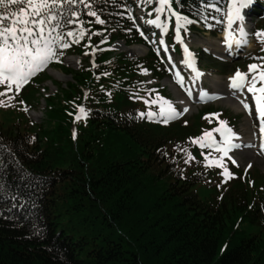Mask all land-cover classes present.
Segmentation results:
<instances>
[{"label": "trees", "instance_id": "1", "mask_svg": "<svg viewBox=\"0 0 264 264\" xmlns=\"http://www.w3.org/2000/svg\"><path fill=\"white\" fill-rule=\"evenodd\" d=\"M147 1L152 7L155 0ZM171 1L204 29H220L201 0ZM92 7L105 23L83 15L85 37L67 38L71 46L58 50L61 62L52 63L71 79L42 96L40 122L32 123L25 109L39 103L41 76L0 114V175L24 203L0 199V264H264V177L231 162L206 166L205 156L216 160L217 152L189 139L218 125L204 116L208 111L234 126L238 117L213 105L170 124L139 116L141 99L151 96L143 70L156 77L169 71L151 49L134 58L111 47L120 38L142 42L128 0H95ZM258 31L264 33V11L247 61L264 57ZM68 54L81 56L77 70L62 64ZM78 104L86 114L74 121Z\"/></svg>", "mask_w": 264, "mask_h": 264}, {"label": "snow or ice", "instance_id": "2", "mask_svg": "<svg viewBox=\"0 0 264 264\" xmlns=\"http://www.w3.org/2000/svg\"><path fill=\"white\" fill-rule=\"evenodd\" d=\"M158 2L159 7L154 11L162 13L167 6V10L175 18V39L183 49L182 63L195 73V80H199L204 73L196 67L195 53L190 51L181 36V30L187 32V26L195 21L173 10L170 0H158ZM94 3L95 0H0V86H6L3 91H0V96H7L13 87L16 93H19L21 87L37 73L44 70L50 62H61L60 57L64 53L58 50L71 46L67 38H72V43H79L85 37L87 30L83 26V15L95 17L97 23L104 24L105 20L101 19L92 7ZM226 3L227 7L224 10L217 5V0H201V8L204 12L214 13L211 19L217 20L220 24H223V18H226L227 28L224 43L231 49L234 46L247 43L244 38L248 33L243 27L242 11L252 4L253 0H226ZM202 18L207 22L209 17L204 15ZM158 21L159 17L149 23L158 24ZM77 24L80 25L79 29L67 28L68 25ZM234 25H236L235 28ZM207 26L211 27V25ZM236 32L239 33L240 39L235 38ZM256 36L264 39V33L259 31ZM260 59L264 61V57ZM143 71L146 72L147 69ZM229 81L228 87L232 90V94L240 99L245 110H250V103L241 98V94H251L249 100L254 101V105L249 114L252 116L255 126L258 127L259 133L264 137V63L248 65L246 73L237 69L234 75L229 77ZM178 82L181 87H184L182 77ZM185 91L189 96L192 95L190 88H186ZM7 98L11 100L13 97L8 96ZM20 103L23 104V101ZM147 103L159 104V116L163 118V123H168L169 120L181 115L173 103L166 98L157 96L156 100ZM0 106L8 105L0 100ZM184 111H188V109L185 108ZM80 112L84 113L83 107L80 108ZM146 115L147 119L152 120L156 114L149 111ZM211 115L219 117V114L216 113ZM139 116L143 117L145 113H139ZM76 119H80V116L78 115ZM209 123L212 121L209 120ZM213 133H218L221 141L218 142ZM238 138V134L233 131L227 121L220 119L219 126L205 130L198 138L190 137L189 139L193 143H199L202 149L207 146L221 153V157L216 160L208 159L210 153L206 155V166H211L213 163L222 166L223 157L228 156L232 149L240 147L235 142ZM261 147L264 148V144ZM229 159L233 164H236L235 159L232 157ZM224 171L228 172L227 167L224 168ZM5 197L12 202L13 207L24 206V203L20 201L19 193L13 192L8 186L6 177L0 175V199Z\"/></svg>", "mask_w": 264, "mask_h": 264}, {"label": "rangeland", "instance_id": "3", "mask_svg": "<svg viewBox=\"0 0 264 264\" xmlns=\"http://www.w3.org/2000/svg\"><path fill=\"white\" fill-rule=\"evenodd\" d=\"M243 24H246L249 26V22H247V21H243ZM220 36L221 35L216 36L215 34L203 33L201 31H197V30L196 31L191 30L189 35L186 36V39L191 44V48H192L193 52L196 53L198 66L202 70V72L204 73V75L200 78L201 80L198 81V84L199 85L203 84V89L207 90L208 92H210L212 94H217L218 92H215V91H219V90H221V92L223 90L225 91L226 85H227L226 84L227 79H229V77L233 76L237 69H239L240 71L245 69L242 67V65L237 66V62L241 64L242 61L240 58H242V57H239V58L234 59V60L223 61L222 63L216 64L215 62H213V60H211L209 58L210 55L208 56L207 54H203V52L200 51V50H202L205 53H208L206 50L202 49L204 47L207 50L211 51L212 53L218 54V52L221 50L220 44H219L220 43L219 42ZM168 40L175 42L174 38L170 35H168ZM118 41L116 42L117 44H118ZM117 44H115V46H118ZM131 46H136V45H131ZM118 47L120 48V46H118ZM254 47H255V44L253 43V41H251V39H248L247 44L245 45V48L243 49V52L250 51ZM147 50H148V48H145V52L143 54L137 53V54H133L132 56L134 58L144 56L146 54ZM69 59H73V58L70 56L65 57V60H64L65 66L76 69L78 66L77 60L76 61L74 60V62L72 63L71 61H68ZM179 63H180V61L178 60V57L175 56V58L173 59V62L171 63V66L178 65ZM44 72H45V74L43 75V79H42V83H41V89L38 90V93L40 95L37 96V101H39V102L42 101L41 97L43 94H45L47 92L55 91L60 86H63V84L67 80H69V77L65 76V73H62L61 70H59L57 68H53V69L47 68ZM59 73L64 76V79L56 76V75H59ZM152 79L153 78H152L151 73L147 72L146 82H149L152 85H153V83L155 84V82H157V81L153 82ZM158 84H160L161 86L166 85V87H167L166 93L172 95L173 98L175 99V101L177 102L178 99H177L173 89L170 87V84L173 88H175V87L172 85V82L170 79H168V78L162 79V80H160V82ZM198 84L196 86L197 88H198ZM42 87L45 88L47 92L44 91ZM2 88L3 87L0 86V89H2ZM204 90L202 92H204ZM198 92L200 93V91H198V90H197V92L194 91V94L198 93ZM204 94H206V92H204ZM156 96L162 97V96H164V94L162 91H159L156 93ZM229 96L231 98L234 97V95H232V94H230ZM224 97H225L224 99L221 97L219 99L215 98L213 101L214 104H212V105H215V107H222L223 109H225L226 111L231 113V115L238 116V121L235 122L237 124V128L235 129L234 132L238 134V137L240 139H242V138L245 139L247 136H249L251 134L252 129L255 128V123L253 122L252 118L250 117L251 115L249 116L248 112H246V111L241 113L239 110L232 108L233 106L230 103H227L225 101V99L228 97L225 93H224ZM0 100H3L5 105H8L6 102L7 96H0ZM152 100H154V99L151 96L149 97L148 94H146L141 99L140 103H142L145 107L144 113L147 114L149 111H152L153 113L156 114L155 116L160 117L159 116V104L147 103L148 101H152ZM247 100L249 101V97H247ZM195 101H197V100L195 99ZM181 106L183 107L182 104H181ZM192 106L193 107L191 108V111H189V113H185L183 115V117H186V118L191 117L193 114H195L197 112V110H200L201 107H203V105H199V104H197V106H194V103ZM10 107L8 108V106H0V114L2 113L3 109L8 110V109H10ZM182 107H179L177 109V111L180 112L181 115L183 114L182 113ZM41 108H42V105L37 104V105L33 106L32 108H30V110L27 111V115L30 117V119L34 123L41 120V117H42V112H41L42 109ZM250 110H251V106H250ZM32 113L39 114L38 118L36 120L31 116ZM181 115H179L176 118L171 119V120H175L178 117H181ZM0 118H1V120H3V117L0 116ZM8 122H9V120H8ZM220 139H221V137H220ZM252 150H254V149H252ZM248 153H249V151H245L243 149H239V150H236L235 152L231 153V157L236 160V164H234V165L237 166V168H240L243 172L253 173L255 177H259V176L264 177V160L262 159V156L258 155V153L255 154V151L250 152V155ZM249 164L251 165L250 167L248 166ZM211 178L212 177H209L206 181L207 182L210 181ZM220 180H221L220 178H217L218 182H220Z\"/></svg>", "mask_w": 264, "mask_h": 264}, {"label": "bare ground", "instance_id": "4", "mask_svg": "<svg viewBox=\"0 0 264 264\" xmlns=\"http://www.w3.org/2000/svg\"><path fill=\"white\" fill-rule=\"evenodd\" d=\"M226 26H227V22H226ZM243 27H244V29H245V31L248 33L249 32V26L248 25H246V24H243ZM235 35V34H234ZM235 38L236 39H240V37H239V33L238 32H236V35H235ZM245 39H246V37H245ZM127 50L130 52V53H132V54H140V53H144L145 52V47L144 46H141V45H136V46H131V47H129V48H127ZM141 54V55H142ZM74 60L75 59H69L68 61H71L72 63L74 62ZM56 76H58V77H60V78H63L64 79V76L62 75V74H60L59 73V75H56ZM197 86V81L196 82H194V85H193V95H191V97L190 98H187L185 95H182L180 92H179V90L175 87V88H173L172 86H171V84H170V87L173 89V91H174V93H175V95H176V97H177V99H178V102H180V104H182L183 105V110L185 109V108H187L188 109V111L187 112H189V111H191V108L193 107L192 105H193V103L195 102V98H194V91H196L197 92V90L198 91H200V93L198 92V94L200 95V97H202V96H204L205 94H204V92H202L203 90H201L200 88H197L196 87ZM196 89V90H195ZM202 92V93H201ZM220 93H222L223 95H224V92L222 91V92H220ZM181 101H183V103H181ZM225 101L227 102V103H230L233 107L232 108H235L236 110H243L244 108H243V105L240 103V99H237V100H235V99H232V98H229V97H227L226 99H225ZM230 105V106H231ZM245 110V109H244ZM38 115L39 114H37V113H32V117L36 120L37 118H38ZM245 143H243L242 145H244ZM253 148L250 146V148H249V155H250V152H254L255 150H252Z\"/></svg>", "mask_w": 264, "mask_h": 264}]
</instances>
